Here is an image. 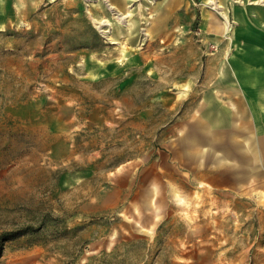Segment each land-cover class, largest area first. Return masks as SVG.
<instances>
[{"label":"rangeland","instance_id":"rangeland-1","mask_svg":"<svg viewBox=\"0 0 264 264\" xmlns=\"http://www.w3.org/2000/svg\"><path fill=\"white\" fill-rule=\"evenodd\" d=\"M247 2L0 0V264H264Z\"/></svg>","mask_w":264,"mask_h":264},{"label":"crops","instance_id":"crops-1","mask_svg":"<svg viewBox=\"0 0 264 264\" xmlns=\"http://www.w3.org/2000/svg\"><path fill=\"white\" fill-rule=\"evenodd\" d=\"M256 0H248V7H249V9L250 10H253V11H256L257 13L255 14V20H256V24H252V25H255V26H252V25H250V27H249V29H253V27H256V29H257V32L259 33V34H257V39H251V41L253 42V43H258L259 45H258V51H264V2H261V0H257L256 2H255ZM259 1V2H258ZM222 5V4H221ZM225 5V4H224ZM254 13V12H253ZM228 14V13H227ZM243 15H242V13H241V11L238 13V15H237V18L240 20V22H244V20H243ZM256 29H253V30H256ZM238 33V32H237ZM253 33H255L254 31H253ZM252 32H250V34H253ZM252 57H253V55H251ZM250 56V57H251ZM249 57V56H248ZM258 67H260V66H258ZM238 68V67H237ZM254 73V72H253ZM245 74L246 75H248V78H249V75L251 76L252 74L250 73V72H248V73H246L245 72ZM258 76L259 77H261V76H264V73H259L258 74ZM250 79V78H249ZM249 79H247V83L246 84H257V86H264V82H261V83H259L260 82V80H262V79H259V82H255L254 81V83H249ZM245 85V84H244ZM260 92V94L258 95L259 96V104L257 105V108H258V127H257V130H259V131H262V132H264V91H262V93H261V91H259ZM252 95V94H251ZM248 101H250V99L248 100ZM248 106H250V105H248ZM254 109V108H253ZM256 111V110H255ZM252 112H253V110H252ZM228 122H229V126H230V130L228 131L229 133H228V140H229V143H230V145H232V146H234V144H235V146H234V148H236V150H233L230 146H227L226 148L224 147V148H222V149H217V144H215V143H213V145L215 144L216 145V147H214V152L215 153H220L219 151H222L220 154L221 155H224L225 156V158H227V157H232L234 154H237V156H240L241 158H243L242 160V162H241V159L239 160L241 163H239V161H237V166H239V168L238 169H236L237 171L238 170H241V169H243L244 168V170H250V168L253 170V171H258V169H260L261 167L259 166V167H254V162H252V166H251V159H250V155H252V154H254V155H258L259 156V148H255V146H254V144H251L250 143V135H251V137L252 138H255V139H257L256 138V136H253L252 134H253V131L251 132V130L247 127V126H244L243 125V127H242V131L244 132H247V134H248V136L247 137H245V135H243L242 136V141L241 142H235L234 141V139H233V135H234V132H236V131H234V129H237L236 127H237V122L236 121H233V120H231V118L230 119H228ZM259 128V129H258ZM204 129V128H203ZM208 128H206L205 127V129H204V131H209V129L207 130ZM261 137H264V135H262ZM210 138H212L213 139V142H215V140H216V137H214V136H209V139ZM231 138V139H230ZM207 139V138H206ZM233 141H234V143H233ZM257 141V140H256ZM207 144V143H206ZM205 144V145H206ZM204 146V145H203ZM229 149H232V151H230V153H228V151H229ZM224 150V151H223ZM223 152L225 153V152H227V154L229 155V156H226V154H223ZM233 158V157H232ZM247 164V165H246ZM254 167V168H253ZM236 170H235V172H236ZM234 172V171H233Z\"/></svg>","mask_w":264,"mask_h":264},{"label":"trees","instance_id":"trees-1","mask_svg":"<svg viewBox=\"0 0 264 264\" xmlns=\"http://www.w3.org/2000/svg\"><path fill=\"white\" fill-rule=\"evenodd\" d=\"M133 243V239L129 238L127 240L115 243L113 248L108 251V252H103L102 253V258L99 261V264H111L112 262L108 261V260H112V259H116L118 257V255L122 252H120V248L123 251H127L128 248L131 246V244ZM122 261V259H120ZM83 264H89L87 262L83 263Z\"/></svg>","mask_w":264,"mask_h":264},{"label":"bare ground","instance_id":"bare-ground-1","mask_svg":"<svg viewBox=\"0 0 264 264\" xmlns=\"http://www.w3.org/2000/svg\"><path fill=\"white\" fill-rule=\"evenodd\" d=\"M108 5H109V4H108ZM110 7H112V5H110ZM217 7H221V5H217ZM219 12H220V11H219ZM121 13H122V12H121ZM124 15H125V14H124ZM209 15H211V14H209ZM221 15L223 16V19H222V20H223V25H224L223 28L225 29V28L227 27V25L225 26V24H226V21H227V18H228V14H227L226 10H222V14H221ZM125 16H126V15H125ZM125 16H124V17H125ZM102 19H103V18H102ZM120 21H121V20H120ZM97 22H98V21H97ZM99 22H100V21H99ZM99 22H98V23H99ZM126 23H127V22H126ZM126 23H125V25H126ZM104 24H105V23H104ZM104 28H105V27H104ZM101 29H103V28H101ZM101 29H100V30H101ZM104 30H105V32L107 31V29H104ZM104 30H103V31H104ZM108 33H109V32H108Z\"/></svg>","mask_w":264,"mask_h":264}]
</instances>
